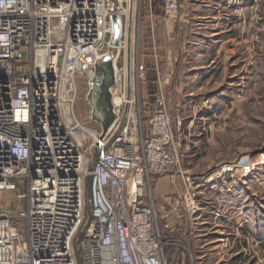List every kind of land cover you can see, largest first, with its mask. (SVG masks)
Masks as SVG:
<instances>
[{"label": "built area", "instance_id": "1", "mask_svg": "<svg viewBox=\"0 0 264 264\" xmlns=\"http://www.w3.org/2000/svg\"><path fill=\"white\" fill-rule=\"evenodd\" d=\"M158 1L165 24L178 22L181 0ZM116 2L113 9L110 0H0V191L26 186L18 215L0 214V264H78L75 241L81 231V264H166L162 234H174L171 223L180 219L181 208L157 206L152 183L169 171L181 176L183 208L198 226L200 208L191 176L181 171L183 154L173 128L175 123L179 131L182 120L169 112L159 73L146 127L139 112L133 123L138 96L127 61L136 16L146 7L152 17L155 1ZM111 17L121 22L112 49ZM109 55L111 98L123 102L112 103L116 120L103 134L100 125L85 129L74 113L75 76L81 69L89 79L94 65ZM94 148L99 156L89 172ZM239 168L226 166L216 175L243 176Z\"/></svg>", "mask_w": 264, "mask_h": 264}, {"label": "rangeland", "instance_id": "2", "mask_svg": "<svg viewBox=\"0 0 264 264\" xmlns=\"http://www.w3.org/2000/svg\"><path fill=\"white\" fill-rule=\"evenodd\" d=\"M180 3V19L169 25L158 9L150 17L142 8L130 55L138 96L133 123L140 113L146 127L159 73L169 112L182 120L179 131L173 123L181 171L191 176L200 208L194 226L183 208L178 172L156 179L166 201L181 208L174 234H162L166 264H264V0ZM87 79L76 71L74 113L92 131L99 124L90 120ZM239 163L251 170L247 176L217 177L221 168ZM25 191V185L0 191V214L18 215Z\"/></svg>", "mask_w": 264, "mask_h": 264}, {"label": "water", "instance_id": "3", "mask_svg": "<svg viewBox=\"0 0 264 264\" xmlns=\"http://www.w3.org/2000/svg\"><path fill=\"white\" fill-rule=\"evenodd\" d=\"M110 2L113 3L114 7H117L118 2L116 0H110ZM112 22V36L110 40V47L116 48L118 46L120 37H121V22L116 17H111ZM128 55L130 54V41H128ZM128 72L130 71V65L128 64ZM94 69L92 72H90L89 75V91L87 93V101L91 107V117L92 120L98 123L101 126V129L103 130V134H106L108 131V128L114 123L116 120L115 114L112 112V98L110 94V87L114 85L113 82V66H112V55L107 56L105 59H102L98 61L94 65ZM128 97V94H127ZM129 98V97H128ZM126 109L127 106H125L124 114L120 123V126L122 125L125 116H126ZM93 155L91 164L89 165V172L93 171L94 161L98 158L99 152L96 148L93 149ZM87 183H86V194H87V215L88 219H90V210H89V202H90V186H91V178L90 176L87 177ZM83 231H81L78 234V237L75 241L76 243V258H78V264H81V258H80V240L82 238Z\"/></svg>", "mask_w": 264, "mask_h": 264}, {"label": "crops", "instance_id": "4", "mask_svg": "<svg viewBox=\"0 0 264 264\" xmlns=\"http://www.w3.org/2000/svg\"><path fill=\"white\" fill-rule=\"evenodd\" d=\"M213 37V36H212ZM174 171L173 172H167V173H165L163 176H167V177H169V179H172L174 176ZM161 176V175H160ZM159 176H157V177H154L153 178V183H152V193H153V198H154V201L156 202V204H157V206L158 205H160V202H163V203H167V205L168 206H170L171 207V210H174V207H176V205L177 204H174V206L173 205H171V203H168L167 201H166V198H167V196L165 195L164 196V193L162 192V191H160V190H158L157 189V187L155 188V185H156V179L158 178ZM161 179V178H160ZM165 179V181H161V183H166V178H164ZM163 180V179H162ZM164 183V184H165ZM158 184H159V181H158ZM157 186V185H156ZM164 201H166V202H164ZM177 219H174V221H176ZM174 221H172V226H173V228H175V226H176V224H173V222Z\"/></svg>", "mask_w": 264, "mask_h": 264}, {"label": "bare ground", "instance_id": "5", "mask_svg": "<svg viewBox=\"0 0 264 264\" xmlns=\"http://www.w3.org/2000/svg\"><path fill=\"white\" fill-rule=\"evenodd\" d=\"M184 10H185V9H184ZM129 65H130V63H129ZM131 68H132V67H131V65H130V71H129L130 74H131V71H132ZM112 98H113V99H112L111 102H112L114 105H116V106L120 105V103L123 102L120 98H117V97H115V96H113ZM130 104H132V101L129 103V105H130ZM81 138H82V140H85L86 138H88V133L81 134ZM238 167L243 168V177L247 176V175H248L247 173H250V171H251L246 165H243L242 163H239ZM246 174H247V175H246Z\"/></svg>", "mask_w": 264, "mask_h": 264}, {"label": "trees", "instance_id": "6", "mask_svg": "<svg viewBox=\"0 0 264 264\" xmlns=\"http://www.w3.org/2000/svg\"><path fill=\"white\" fill-rule=\"evenodd\" d=\"M155 1V4H154V10L155 9H158L159 10V13L161 14V12H160V8H159V1L158 0H154ZM145 9H146V7H144ZM147 10V9H146ZM156 90V89H155ZM155 90H154V92H153V94H152V99H153V102H154V99H155V97H154V95H155ZM151 111V110H150ZM151 114V113H150Z\"/></svg>", "mask_w": 264, "mask_h": 264}]
</instances>
